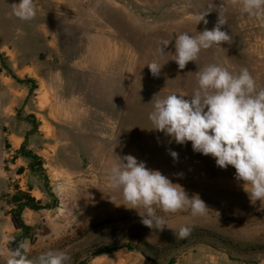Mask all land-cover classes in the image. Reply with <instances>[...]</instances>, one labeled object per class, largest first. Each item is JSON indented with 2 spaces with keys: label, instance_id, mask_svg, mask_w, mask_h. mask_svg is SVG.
Instances as JSON below:
<instances>
[{
  "label": "rangeland",
  "instance_id": "374dc122",
  "mask_svg": "<svg viewBox=\"0 0 264 264\" xmlns=\"http://www.w3.org/2000/svg\"><path fill=\"white\" fill-rule=\"evenodd\" d=\"M13 3L20 0H0V251L9 249L16 234L3 196L18 185L30 186L37 200L54 205L23 214L32 228L25 240L29 258L59 250L71 257L67 264H264V203L250 202L234 167L221 169L210 155L194 152L191 142L176 144L153 130L148 118L156 100L191 96L198 87L196 72L211 64L233 74L247 68L258 88L264 87V20L243 14L231 0H34L32 21L11 15ZM218 11L231 42L202 49L196 62L178 70L171 55L175 37L211 30ZM204 12L208 24H197ZM46 29L63 42L64 54L48 46ZM91 34L112 40L107 50L98 46L93 54L96 65L104 59L106 67H71ZM163 41L170 42L160 56ZM152 62L163 65L158 77L147 66ZM25 136L29 149L44 160L47 185L16 157ZM125 155L159 170L190 197L198 194L209 208L206 214L158 211L168 227L144 226L108 184L111 166ZM183 226L190 234L176 239L173 229ZM103 246L133 250L92 256Z\"/></svg>",
  "mask_w": 264,
  "mask_h": 264
},
{
  "label": "clouds",
  "instance_id": "9594fccd",
  "mask_svg": "<svg viewBox=\"0 0 264 264\" xmlns=\"http://www.w3.org/2000/svg\"><path fill=\"white\" fill-rule=\"evenodd\" d=\"M231 4L243 14L264 20V0H231ZM10 7L11 15L21 21H32L36 17L34 0H20ZM208 13L199 14L196 23L203 21L207 25ZM225 24L227 20L219 12L211 30L205 27L195 36L188 33L176 36L175 51L171 55L178 70L185 69L189 62H196L202 49L230 43L231 36L221 30ZM169 42L163 41L157 48L158 55L167 54L165 49ZM147 66L151 74L158 77L163 65L152 62ZM196 74L198 87L191 96L170 94L155 101L148 117L153 130L163 132L179 145L191 142L194 152L210 155L221 169L234 167L235 179L243 182L250 202L264 203V87L258 88L247 68L233 74L223 66L211 64ZM170 155L178 159L175 151H170ZM118 159L119 163L111 166L107 174L108 184L121 192L123 205L135 209L144 226L153 230L167 226L158 211L165 215L190 211L196 217L205 215L209 209L198 194L190 197L182 186L174 184L159 170L148 169L134 156ZM173 230L176 239L186 238L191 231L188 226ZM13 240L10 238L9 242ZM28 251L29 243L22 241L13 249L0 251V258L4 264H67L71 259L59 250H48L29 258Z\"/></svg>",
  "mask_w": 264,
  "mask_h": 264
},
{
  "label": "trees",
  "instance_id": "16d2710c",
  "mask_svg": "<svg viewBox=\"0 0 264 264\" xmlns=\"http://www.w3.org/2000/svg\"><path fill=\"white\" fill-rule=\"evenodd\" d=\"M11 74V71H9ZM17 79L16 77H14ZM30 84H34L32 81H28ZM36 86L31 87V91H34ZM32 118V117H30ZM33 119V118H32ZM34 126V129L37 128V123L35 120L31 122ZM25 141L17 151L16 157L23 158L28 163V170L31 175L38 176L42 179V181L47 185L48 177L46 170L44 168V160L41 156H39L33 150H30L27 144V136L24 137ZM24 169H20L18 174H22ZM15 192L13 194H7L3 196V200L6 205L10 208L7 212L8 216L11 219V224L13 228L16 230V234L13 237L14 240L9 243V249L15 248L20 242L30 239L32 228L26 224L23 219V214L26 210L39 212L42 210H48L54 207V205L44 204L41 200H37L32 195V188L29 186L27 190H22L20 186H15ZM48 191V194L52 196L57 202L54 195ZM7 199V200H5ZM147 247H150L149 244H145ZM128 248L133 250L130 246H122V247H113V246H103L97 248L93 253L92 256L99 257L103 255H109L118 252L121 249ZM141 251V250H140ZM145 255V252H141ZM81 264H87V262H82ZM168 264H174V260H171Z\"/></svg>",
  "mask_w": 264,
  "mask_h": 264
},
{
  "label": "crops",
  "instance_id": "0c3cea01",
  "mask_svg": "<svg viewBox=\"0 0 264 264\" xmlns=\"http://www.w3.org/2000/svg\"><path fill=\"white\" fill-rule=\"evenodd\" d=\"M59 2H62V0H57ZM45 34L47 35L48 39V46L49 47H55L57 48V51L59 53L64 54L65 50L63 47V42L59 41V39H57V36L53 34V36H51V32L50 30H45ZM52 37V39H50L49 37ZM112 40L109 38V36L107 35H101V34H91L88 38H86L85 41H83V45L85 48L84 53L80 54L79 57H75L71 62L70 65L73 68H77V69H94V68H104L106 67L105 63H104V59H101L100 63L94 62L93 60V54L97 52L96 49H98V46H102L104 45L106 47L107 50V46H109ZM81 43H77V45H80ZM105 47L104 49L100 52V55H102V53H106L105 51ZM63 62V61H62ZM16 139V143H21L22 139L15 137ZM18 144V148H19Z\"/></svg>",
  "mask_w": 264,
  "mask_h": 264
}]
</instances>
